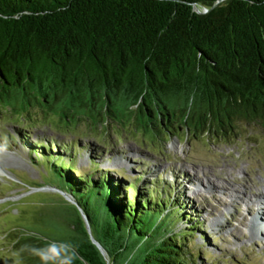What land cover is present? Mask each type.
Returning <instances> with one entry per match:
<instances>
[{"label":"trees","instance_id":"trees-1","mask_svg":"<svg viewBox=\"0 0 264 264\" xmlns=\"http://www.w3.org/2000/svg\"><path fill=\"white\" fill-rule=\"evenodd\" d=\"M32 104L143 131H264V0H0V105ZM49 149L66 166L54 164L58 184L35 188L53 193L63 232L16 231L22 264H204L188 247L199 223L159 176L126 186Z\"/></svg>","mask_w":264,"mask_h":264},{"label":"rangeland","instance_id":"rangeland-1","mask_svg":"<svg viewBox=\"0 0 264 264\" xmlns=\"http://www.w3.org/2000/svg\"><path fill=\"white\" fill-rule=\"evenodd\" d=\"M26 108L0 105V264H22L11 246L16 231L47 239L63 232L53 193L35 190L58 184L54 164L66 166L50 155L49 146L73 159L82 175L90 173L92 159L98 166L94 177L107 172L126 186L141 176L142 189L159 176L155 185L178 194L199 223L187 240L204 264H264V229L261 234L255 226L260 217L264 224V131L259 126L239 122L225 137L214 138L187 135L175 125L143 131L104 113L66 120L38 104ZM39 141L47 144V155L38 151ZM30 149H37L31 150L35 157Z\"/></svg>","mask_w":264,"mask_h":264},{"label":"bare ground","instance_id":"bare-ground-1","mask_svg":"<svg viewBox=\"0 0 264 264\" xmlns=\"http://www.w3.org/2000/svg\"><path fill=\"white\" fill-rule=\"evenodd\" d=\"M260 211V209H259ZM257 216V215H256ZM264 216V215H263ZM259 218V217H258ZM263 219V218H262ZM261 217L259 218V221H256L257 219H255L256 223H255V226L256 228L258 229V231H263L262 229H264V224H263V221H262ZM262 234V232H260Z\"/></svg>","mask_w":264,"mask_h":264},{"label":"water","instance_id":"water-1","mask_svg":"<svg viewBox=\"0 0 264 264\" xmlns=\"http://www.w3.org/2000/svg\"><path fill=\"white\" fill-rule=\"evenodd\" d=\"M47 188H37V189H35V190H37V191H42V190H46Z\"/></svg>","mask_w":264,"mask_h":264}]
</instances>
